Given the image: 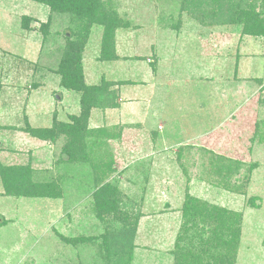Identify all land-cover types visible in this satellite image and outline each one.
Returning <instances> with one entry per match:
<instances>
[{
  "label": "rangeland",
  "instance_id": "1",
  "mask_svg": "<svg viewBox=\"0 0 264 264\" xmlns=\"http://www.w3.org/2000/svg\"><path fill=\"white\" fill-rule=\"evenodd\" d=\"M43 1L0 0V264H186L173 253L181 234L203 262L212 248L200 222L185 223L188 197L236 215L233 264H264V0ZM85 9L113 29L103 59L105 25L92 26L81 62L85 84L110 83V97L91 104L85 149L67 163L65 137L28 128L83 112L59 69ZM11 168L60 189L14 196ZM105 183L141 214L132 260L122 240L102 243L92 205Z\"/></svg>",
  "mask_w": 264,
  "mask_h": 264
},
{
  "label": "trees",
  "instance_id": "2",
  "mask_svg": "<svg viewBox=\"0 0 264 264\" xmlns=\"http://www.w3.org/2000/svg\"><path fill=\"white\" fill-rule=\"evenodd\" d=\"M37 1L44 2L43 0ZM85 11L87 18H84L86 15H84V17L82 15L77 16V18L75 17L73 27L68 29L71 38L67 39L68 43L65 49L64 59L59 69V74L62 76L63 87L76 90L82 94L81 103L83 112L80 117L72 116L71 124L55 122L54 126L50 128H28V131L33 136L53 143H57L62 136L65 137L66 141L63 146L62 158L67 163L75 162L78 159L77 155H80L85 149V144L83 143L87 138L85 117L90 113L91 104L93 102H99L100 100L103 102L105 101L104 99L110 97V83L102 81L101 84L96 86H87L85 84L81 62L83 48L87 42V36L92 26L94 24L105 25V34L102 43L103 59L106 58L107 49L113 44V29L108 25L102 15H97L92 9H85ZM246 17L247 16L244 18L245 23L249 20H252L250 25L255 23L256 19H254V17L250 19H246ZM261 29L260 35H264V26H262ZM64 156L67 158L65 159ZM8 172L11 180H15L14 183H10L11 188L9 187V190H13L14 196L17 197L49 198L52 192L60 189V187H58V189L54 185L51 186V184H48L43 185L41 187L42 191L40 192L35 185L28 183L27 180L25 181L26 178L20 170L11 168ZM198 203L199 202L194 198L188 197L181 209L182 215L186 219L185 223L192 229L195 227L194 224L197 222L201 223L202 231L205 233L197 240L201 246H211L212 250H206L208 253H211V256L207 259H203V262H200V256H196L192 253L186 255L184 253V246H186V244H182L187 237L184 234L177 237L173 253L177 254V258L182 256V252L185 255V257H183L184 259H186V257L191 258L190 262L186 264H233L237 252L236 244L240 231L239 221L235 218L236 215L218 206L208 207L203 204V208H201L198 206ZM126 204L118 186L105 183L100 185L94 192L92 212L100 225L106 226L105 233L102 237V243L120 246V242L123 241L128 247L124 251L120 250L121 254L123 256H129L132 260V253L134 251L133 237L139 226L141 214L138 211L135 212L130 209ZM119 221L123 224V227L117 230L116 227L118 226H116V222L119 223ZM206 233L208 236H206ZM125 238H127V241H124ZM185 261H187V259ZM176 264L181 263L177 261Z\"/></svg>",
  "mask_w": 264,
  "mask_h": 264
},
{
  "label": "crops",
  "instance_id": "3",
  "mask_svg": "<svg viewBox=\"0 0 264 264\" xmlns=\"http://www.w3.org/2000/svg\"><path fill=\"white\" fill-rule=\"evenodd\" d=\"M132 108H134V106H132ZM131 110H133V109H131ZM133 113V112H132ZM166 139V138H165ZM164 138H163V140H165Z\"/></svg>",
  "mask_w": 264,
  "mask_h": 264
}]
</instances>
